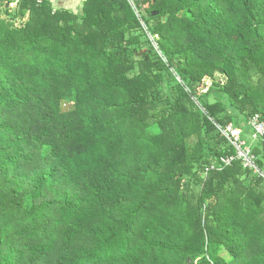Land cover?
Returning a JSON list of instances; mask_svg holds the SVG:
<instances>
[{"label": "trees", "instance_id": "1", "mask_svg": "<svg viewBox=\"0 0 264 264\" xmlns=\"http://www.w3.org/2000/svg\"><path fill=\"white\" fill-rule=\"evenodd\" d=\"M255 116L264 0H0V264H264Z\"/></svg>", "mask_w": 264, "mask_h": 264}, {"label": "built area", "instance_id": "2", "mask_svg": "<svg viewBox=\"0 0 264 264\" xmlns=\"http://www.w3.org/2000/svg\"><path fill=\"white\" fill-rule=\"evenodd\" d=\"M37 1L39 4L42 3V0ZM250 125L256 132L255 136L264 135V122L259 116H255L254 118H252L250 121ZM224 134L231 141V143L240 150L238 159L242 160L244 168L250 170L255 169L253 157H251L250 155V150H248L247 148L244 151L241 150V146L244 145V143L240 140V132L235 130L232 126H229L225 129ZM225 163L229 165L231 163V159L225 160Z\"/></svg>", "mask_w": 264, "mask_h": 264}, {"label": "rangeland", "instance_id": "3", "mask_svg": "<svg viewBox=\"0 0 264 264\" xmlns=\"http://www.w3.org/2000/svg\"><path fill=\"white\" fill-rule=\"evenodd\" d=\"M51 1L53 2V5L57 6V8H63V9L66 8L68 10L73 11L76 14H79V13L81 14L83 4L85 2V0H51ZM9 8L12 9V11H14L17 8V4H15V3L11 4L9 6ZM143 15H145V14H143ZM15 23L17 26H20L22 24V20L16 19ZM225 80H226V78L223 75H220V74L216 75L215 81L217 83L224 84ZM211 86H212V83L208 82V84L206 86L207 88H204L202 92L206 93ZM153 131H155V129H153ZM250 143L253 144L252 140H250Z\"/></svg>", "mask_w": 264, "mask_h": 264}, {"label": "crops", "instance_id": "4", "mask_svg": "<svg viewBox=\"0 0 264 264\" xmlns=\"http://www.w3.org/2000/svg\"><path fill=\"white\" fill-rule=\"evenodd\" d=\"M50 2H51V4H52V7H53V9L54 10H57V9H63V8H57V6L56 5H53V2L51 1V0H49ZM64 9H66V8H64Z\"/></svg>", "mask_w": 264, "mask_h": 264}, {"label": "water", "instance_id": "5", "mask_svg": "<svg viewBox=\"0 0 264 264\" xmlns=\"http://www.w3.org/2000/svg\"><path fill=\"white\" fill-rule=\"evenodd\" d=\"M9 6H10V4H9V3H7V5H6V8H9Z\"/></svg>", "mask_w": 264, "mask_h": 264}]
</instances>
